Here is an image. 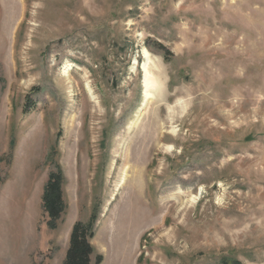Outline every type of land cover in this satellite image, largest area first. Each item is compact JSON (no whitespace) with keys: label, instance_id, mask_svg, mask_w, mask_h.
Segmentation results:
<instances>
[{"label":"rangeland","instance_id":"374dc122","mask_svg":"<svg viewBox=\"0 0 264 264\" xmlns=\"http://www.w3.org/2000/svg\"><path fill=\"white\" fill-rule=\"evenodd\" d=\"M76 223L89 264H264V0H0V264Z\"/></svg>","mask_w":264,"mask_h":264},{"label":"trees","instance_id":"16d2710c","mask_svg":"<svg viewBox=\"0 0 264 264\" xmlns=\"http://www.w3.org/2000/svg\"><path fill=\"white\" fill-rule=\"evenodd\" d=\"M11 146V142H10ZM62 175L60 172L50 174L48 181L44 186L42 193V207L48 216L47 227L55 229L61 214L64 212L65 205L62 201L61 183ZM89 224L83 225L76 223L73 225L70 236L68 249L65 253L64 264H89V256L92 249L89 244V239L92 234ZM101 261L100 257L96 258V262ZM220 264H241L238 260L230 258H222Z\"/></svg>","mask_w":264,"mask_h":264},{"label":"bare ground","instance_id":"6f19581e","mask_svg":"<svg viewBox=\"0 0 264 264\" xmlns=\"http://www.w3.org/2000/svg\"><path fill=\"white\" fill-rule=\"evenodd\" d=\"M144 54H145V56H144L145 61L142 65V71H141V73L143 74L142 101L140 103L141 107L143 105H145V103L148 102V100H150L153 97V93L158 91V89L160 88L158 79H157V77H155V75L153 73V71H156L157 69L154 67L155 65L151 66V63L149 61V57L146 55V52H144ZM68 70H69V65H66L64 67L63 71L66 72ZM134 124H135V122L132 125H134ZM137 177L139 178V176H137ZM138 178H137V180H138ZM125 180H126V168H123L120 172L119 180H118V183L116 184L117 185L116 187H118L122 183H124ZM137 180H136V183L138 182Z\"/></svg>","mask_w":264,"mask_h":264}]
</instances>
